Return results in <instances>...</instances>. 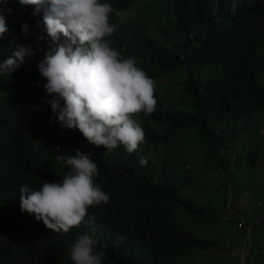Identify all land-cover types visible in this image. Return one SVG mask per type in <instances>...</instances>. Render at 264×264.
I'll use <instances>...</instances> for the list:
<instances>
[{"label": "trees", "instance_id": "16d2710c", "mask_svg": "<svg viewBox=\"0 0 264 264\" xmlns=\"http://www.w3.org/2000/svg\"><path fill=\"white\" fill-rule=\"evenodd\" d=\"M131 1L100 0L115 9ZM153 1L151 6L167 15L166 26L154 24L159 39L137 23H117L110 13V23L120 26L110 37L111 46L122 58L135 57L150 78L165 76L162 86L177 87L174 100L155 95V112L136 117L145 139L129 154L123 146L108 151L89 143L79 130L61 129L50 104L42 102L46 79L36 67L45 51L44 40L37 39L44 33L43 14L34 16V6L25 10L18 0H0L8 28L0 40V63L18 44L37 49L10 76H0V264H64L60 254L76 239L72 229L59 234L45 227L24 244L15 242L13 228L16 220L35 227L16 214L20 186L39 190L44 182H60L69 171L56 158L57 147L72 155L78 149L98 165L95 182L110 197L106 229L94 228L92 235L97 250L106 245L102 264H174L176 257L217 246L212 238L193 233L195 225L217 215L192 195V180L172 162L171 143L194 139L216 158L228 178L225 186H242L239 176H231L235 169H229L228 139L238 132L253 136L256 115L264 113V0ZM22 23L29 26L27 38L21 35ZM28 89L34 91L33 99L25 97ZM260 146L249 142L236 162L253 164ZM262 152L264 156V147ZM141 157L146 165L140 164ZM234 199L230 196L225 212L233 224L237 215L243 218L231 207ZM242 221L235 226L243 235L249 225L243 264H264V211Z\"/></svg>", "mask_w": 264, "mask_h": 264}, {"label": "clouds", "instance_id": "9594fccd", "mask_svg": "<svg viewBox=\"0 0 264 264\" xmlns=\"http://www.w3.org/2000/svg\"><path fill=\"white\" fill-rule=\"evenodd\" d=\"M18 2L25 10L27 6H34V16L43 14L44 33L37 39L44 40L45 51L36 67L46 79L42 85L46 93L42 102L50 104L61 129L79 130L89 143L108 151L118 146H123L129 154L137 151L144 142L145 130L136 117L142 112L145 115L155 112V95L158 94L154 80L164 78L165 81V76L150 78L138 67L135 57L122 58L111 46L110 37L120 27L110 23V13L116 18L115 8L100 0ZM144 3L140 1L139 6ZM115 21L120 22L117 18ZM40 24L38 21L36 27ZM6 33V20L0 14V40ZM28 34V24L22 23L21 35L27 38ZM36 51L31 46L18 44L11 56L0 63V76H10L13 70L35 56ZM165 86L161 87L163 91ZM32 95H35L33 90L25 92L28 99H33ZM15 105L16 99L11 104L12 109ZM56 151L60 153L56 158L69 171L60 182H44L39 190L30 185L20 186L16 214L35 227L16 220L15 242L32 243L36 233L45 227L59 234H67L72 229L76 239L63 247L61 261L64 264H102L106 245H100L97 250L98 241L92 235L94 228L103 233L106 229L110 197L95 182L98 165L78 149L74 155L61 153L58 147ZM139 162L147 164L143 157ZM18 227L21 231H17Z\"/></svg>", "mask_w": 264, "mask_h": 264}, {"label": "rangeland", "instance_id": "374dc122", "mask_svg": "<svg viewBox=\"0 0 264 264\" xmlns=\"http://www.w3.org/2000/svg\"><path fill=\"white\" fill-rule=\"evenodd\" d=\"M139 2L140 0H132L128 6L114 9L113 15L120 22L137 23L142 28L144 27L149 35L159 39L154 24L166 26L167 15L151 6L155 3L153 0H146V3L140 6ZM160 80H154L157 94L162 97L163 92L164 100H174L177 87L168 85L163 91L161 87L164 78ZM182 107L185 108L186 105ZM263 119L264 113L260 112L259 115L257 113L256 132L253 136L238 132L231 139H228L230 142L228 150L230 149V156L232 157L229 169H235L236 172L233 171L231 176L235 174L234 176H239L238 178L242 181V186L238 190L229 189L223 184L224 180L228 178H223L219 168H217L216 158L212 157L206 148L200 150L202 144L192 138L180 142L178 139L174 144L171 143V156L175 168L178 171H183L195 182V185L190 188L192 195L194 194L193 196L198 203H208L210 211L217 215L214 219L195 225L192 230L197 236L212 238L218 247H207L194 253L181 255L174 258L175 264H237L241 254L240 250L245 252V247L249 241L248 233L244 235V231L241 235V230L234 227L225 212L230 196L235 198L232 202V209H237L238 213H242L246 220H250L264 211V156L262 152L264 138H261V134L264 132ZM249 142L252 144L261 143L257 160L253 164H246V160L236 162V155L244 153ZM233 191H237L235 196ZM238 216L235 222L237 227L242 224V218ZM239 219L241 222L237 225Z\"/></svg>", "mask_w": 264, "mask_h": 264}, {"label": "water", "instance_id": "95a60500", "mask_svg": "<svg viewBox=\"0 0 264 264\" xmlns=\"http://www.w3.org/2000/svg\"><path fill=\"white\" fill-rule=\"evenodd\" d=\"M247 228H249V225L247 226ZM246 233H248V230H247V229L245 230L244 235H245ZM240 253H241V254H240V257H239V263H240V264H243V257H244V254H245V253L242 252L241 250H240Z\"/></svg>", "mask_w": 264, "mask_h": 264}, {"label": "crops", "instance_id": "0c3cea01", "mask_svg": "<svg viewBox=\"0 0 264 264\" xmlns=\"http://www.w3.org/2000/svg\"><path fill=\"white\" fill-rule=\"evenodd\" d=\"M183 167H185V166H183ZM180 172H183V171H180ZM187 175V174H186ZM189 177V176H188ZM191 180H192V183H193V185H195V182L193 181V179L191 178V177H189ZM229 203V200H228V202H227V204ZM235 211L237 210V209H234ZM240 216V215H239ZM238 216V217H239ZM242 218V217H241ZM242 220H243V218H242ZM243 222V221H242ZM248 226V225H247ZM234 227H236L235 226V224H234ZM249 228H247V230H248ZM249 232V231H248ZM248 238H249V234H248ZM247 247V246H246ZM246 247H245V250L244 251H246ZM243 252V251H242ZM245 253V252H244ZM238 263H239V260H238ZM175 264V263H174Z\"/></svg>", "mask_w": 264, "mask_h": 264}, {"label": "built area", "instance_id": "2783aa9c", "mask_svg": "<svg viewBox=\"0 0 264 264\" xmlns=\"http://www.w3.org/2000/svg\"><path fill=\"white\" fill-rule=\"evenodd\" d=\"M241 218V217H240ZM240 222H241V219H239L238 221H237V225H239L240 224ZM232 252V251H231Z\"/></svg>", "mask_w": 264, "mask_h": 264}]
</instances>
